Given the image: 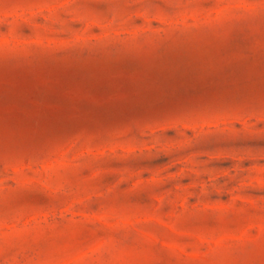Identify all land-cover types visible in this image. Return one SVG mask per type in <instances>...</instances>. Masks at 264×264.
I'll use <instances>...</instances> for the list:
<instances>
[{
    "label": "rangeland",
    "instance_id": "374dc122",
    "mask_svg": "<svg viewBox=\"0 0 264 264\" xmlns=\"http://www.w3.org/2000/svg\"><path fill=\"white\" fill-rule=\"evenodd\" d=\"M0 264H264V0H0Z\"/></svg>",
    "mask_w": 264,
    "mask_h": 264
}]
</instances>
